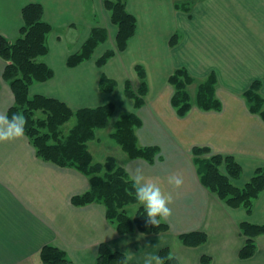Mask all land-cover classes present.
I'll use <instances>...</instances> for the list:
<instances>
[{"label": "crops", "instance_id": "crops-1", "mask_svg": "<svg viewBox=\"0 0 264 264\" xmlns=\"http://www.w3.org/2000/svg\"><path fill=\"white\" fill-rule=\"evenodd\" d=\"M105 1L0 0V35L15 42L24 24L23 8L41 4L43 19L53 31L47 38L49 53L40 61L55 76L34 84L30 95L55 98L75 109L113 103L116 115L136 113L142 121L136 131L138 144L158 147L160 152L154 163L126 157L120 165L143 166L146 178L172 194L173 215L166 222L170 231L120 236L104 205L74 206L72 198L89 191V178L41 160L25 136L0 143V264H41L40 252L47 245L64 251L72 264H95L103 243L125 253L127 264H144L146 256H160L165 247L180 264H201L203 256L211 257V264H264V235L257 238L254 257H239L246 244L240 224H264V192L251 214L228 207L202 185L192 152L195 147H208L213 154L235 157L243 168L241 178L234 181L238 187L264 166V121L245 108L243 97L253 82L264 81V0H127L137 31L124 52L117 51L118 29ZM95 28L107 31L106 42L90 60L69 67V58L81 51ZM175 35L179 41L171 47ZM111 38L113 44L105 48ZM110 50L116 51L115 56L99 68L97 61ZM6 65L0 58V111L8 113L15 97L3 77ZM137 66L146 70L149 86L141 109L124 95L127 82L140 86ZM180 68L203 80L216 75L221 111L195 107L185 118L177 116L169 78ZM103 75L118 84L111 93L100 90ZM260 93L264 96V84ZM166 114L176 127H169ZM173 174L183 177L180 189L167 183ZM190 232L207 234V243L184 246L179 236Z\"/></svg>", "mask_w": 264, "mask_h": 264}, {"label": "trees", "instance_id": "trees-1", "mask_svg": "<svg viewBox=\"0 0 264 264\" xmlns=\"http://www.w3.org/2000/svg\"><path fill=\"white\" fill-rule=\"evenodd\" d=\"M106 10L110 13L111 22L117 27V51L124 52L130 40L137 31V19L127 9V0H106ZM24 24L20 30V37L10 42L0 35V58L6 63L4 80L10 85L15 97L14 105L8 110V115L20 112L26 119L25 133L36 149L38 158L55 164L61 168H71L82 173L90 180V189L82 195L72 198V204L83 207L90 204H102L106 207L107 219L112 223L120 236L134 232L143 235H162L170 231V226L162 222L158 227L147 223L146 212L141 206L136 215H129L127 208L139 205L134 198L131 179L127 171L120 167L114 158L106 162H96L88 143L96 139L97 130L105 129L115 112L114 104H107L96 108H82L74 111L65 102L42 95L31 96L30 89L34 84L45 83L55 76L53 69L40 61L49 53L47 38L53 27L43 19L44 8L41 4H28L22 11ZM107 31L95 28L90 38L85 42L80 52L72 55L68 66L73 68L92 58L96 49L105 43ZM179 36L170 40V46L178 44ZM116 54L107 51L98 61L99 68L104 67ZM141 80V88L136 93L130 82L125 85V96L135 101V108L145 105L148 94L146 70L142 66L136 67ZM196 79L186 68L177 69L169 78V83L176 88L172 98V105L178 116L183 118L192 109L188 86ZM264 81L257 80L244 92L250 112L259 115L264 121V96L261 89ZM118 86L117 82L103 75L100 79V90L111 93ZM217 77L213 73L201 83L197 92L198 107L205 111H220L222 103L216 96ZM76 119L75 126L64 137L62 127ZM142 126L141 119L134 113L124 114L117 121L116 131L111 137L130 159H143L154 163L160 152L158 147H140L136 130ZM194 163L201 183L209 192L218 196L232 209L244 208L251 214L255 201L264 192V166L258 168L251 180L244 186L238 187L233 181L241 178L242 166L235 157L230 155L212 154L208 147L193 148ZM212 154L210 158H203ZM225 168L226 172L222 171ZM242 236L246 244L240 250L239 257L248 260L257 252V238L264 235V224L257 225L249 222L240 224ZM180 242L190 248H197L208 241L203 232H190L179 236ZM165 264H180L172 255L169 247L160 251ZM171 257V258H169ZM41 264H72L64 251L51 245L45 246L40 252ZM125 253L112 250L106 243L99 247L95 264H127ZM212 258L203 256L201 264H211Z\"/></svg>", "mask_w": 264, "mask_h": 264}, {"label": "clouds", "instance_id": "clouds-1", "mask_svg": "<svg viewBox=\"0 0 264 264\" xmlns=\"http://www.w3.org/2000/svg\"><path fill=\"white\" fill-rule=\"evenodd\" d=\"M26 124L27 119L22 113L16 112L9 116L7 110L0 111V143L22 140L26 135ZM125 169L131 177L134 198L146 212L147 223L158 227L162 222H168L173 215L170 207L172 194H166L158 183L146 178L143 166L133 168L129 164ZM167 183L174 189H180L184 180L181 175L173 174L168 176ZM144 264H165V261L157 254H150L145 257Z\"/></svg>", "mask_w": 264, "mask_h": 264}, {"label": "rangeland", "instance_id": "rangeland-1", "mask_svg": "<svg viewBox=\"0 0 264 264\" xmlns=\"http://www.w3.org/2000/svg\"><path fill=\"white\" fill-rule=\"evenodd\" d=\"M113 44V38H111V40L105 45V48H110V46ZM42 60V59H40ZM188 70V69H187ZM138 74V73H137ZM191 74V73H190ZM147 75V73H146ZM192 75V74H191ZM193 76V75H192ZM194 77V76H193ZM195 78V77H194ZM196 79V82L190 86H188V92L190 93V101H191V104H192V109L193 108H198V104H197V92H198V87L199 85H201L202 82H204L205 80H203V78L201 77H198V78H195ZM148 83V82H147ZM130 85H131V88L134 92H138L141 88V80H140V86L139 88L137 87H134V85L130 82ZM174 88V94L176 93V88L174 86H172ZM124 91H125V88H124ZM247 91V90H246ZM245 91V92H246ZM148 93H149V86H148ZM125 95V93H124ZM148 95V94H147ZM174 96V95H173ZM126 97V96H125ZM147 97V96H146ZM244 97V96H243ZM128 100H131L133 103H134V106H135V101L133 99H130L128 97H126ZM173 98V97H172ZM244 100H245V108L250 112V109H249V106H248V103L244 97ZM221 102V101H220ZM145 103H146V98H145ZM222 103V102H221ZM67 104V103H66ZM110 104H113V103H110ZM119 104V102H118ZM68 105V104H67ZM171 105H172V99H171ZM70 106V105H69ZM71 107V106H70ZM144 107V106H143ZM141 107V108H143ZM173 109L175 110L177 116H178V113H177V110L174 108V106L172 105ZM236 107H239L238 105H236ZM72 108V107H71ZM116 108V107H115ZM140 108V109H141ZM222 108H223V105H222ZM221 108V110H222ZM74 111H77L79 109H75V108H72ZM191 109V111H192ZM116 110V109H115ZM202 110V109H200ZM220 110V111H221ZM190 111V112H191ZM202 111H205V110H202ZM212 111H215V110H212ZM189 112V113H190ZM206 112H209V111H206ZM219 112V111H218ZM122 113V114H121ZM136 114L134 111L131 112V113H125V112H117L118 115L114 114L112 115L111 119H110V123L108 125L107 128L105 129H101V130H97L96 132V139L93 140V141H90L88 143V147H89V150L91 151L94 159L96 162H100V163H104L106 162L110 157L111 158H114L117 162V164L120 166V167H123L120 165V163H123V161L126 159V157H128V155L126 153L123 152L121 146L118 145V143L112 139L111 135L113 132L116 131V125H117V121L119 120V118L124 115V114ZM188 113V114H189ZM251 113V112H250ZM253 114V113H251ZM254 115H257V114H254ZM165 118H167L170 126L169 127H176V123L174 122H170L172 120L169 119V115L166 114L164 115ZM187 116V115H186ZM185 116V117H186ZM259 116V115H258ZM179 117V116H178ZM183 117V118H185ZM260 117V116H259ZM181 118V117H179ZM182 118V119H183ZM261 118V117H260ZM262 119V118H261ZM76 124V119L73 118L70 122H68L66 125H64L62 127V131H63V136L66 137L68 135V133L70 132V130L75 126ZM178 126V125H177ZM142 127V126H141ZM140 128V127H139ZM138 128V129H139ZM137 129V130H138ZM136 130V131H137ZM137 134V133H136ZM139 143V141H138ZM140 146V144H139ZM143 148V147H142ZM213 154V153H212ZM212 154H206L203 156V158H210V156ZM231 156V155H230ZM130 159V158H129ZM133 160V159H132ZM196 165V164H195ZM197 167V166H196ZM222 171L223 172H226L225 168H222ZM234 183V181H233ZM141 207V205H131L127 208L128 210V213L129 215H131L132 217H134L137 213V211L139 210V208Z\"/></svg>", "mask_w": 264, "mask_h": 264}]
</instances>
